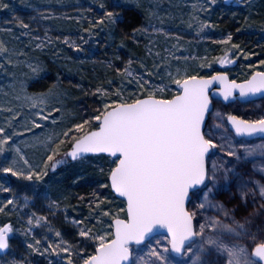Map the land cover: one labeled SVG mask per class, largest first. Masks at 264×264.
Listing matches in <instances>:
<instances>
[{
	"label": "snow or ice",
	"instance_id": "6c2138e0",
	"mask_svg": "<svg viewBox=\"0 0 264 264\" xmlns=\"http://www.w3.org/2000/svg\"><path fill=\"white\" fill-rule=\"evenodd\" d=\"M207 2L211 7L217 0ZM9 7L0 0V8ZM49 11L44 8L43 12L38 11V16L42 19L55 16V13L44 15ZM120 16L121 12L109 9L99 17L98 23L114 26ZM18 21L26 30L25 34H30L29 25L22 19ZM208 25V21L199 22L198 31ZM149 28L153 33L176 38L178 46L182 47L175 33L151 21L147 27L134 28L132 32L133 35L137 31L147 33ZM85 31L92 34L90 29ZM35 39L41 40L36 48H43V40L52 43L53 38L47 35L46 29L43 39ZM64 40L68 42L69 38L64 37ZM231 40L229 32L223 43ZM71 43L81 49L79 43ZM175 48L163 49L166 55L155 52L160 64H154L155 71L143 64L149 79L136 73L132 81L136 87L131 91L125 82V77L135 71L131 68L133 60L129 59L123 69L116 68L121 76L120 87L110 91L113 81L109 80L108 87L95 88V94L101 98L95 110L85 112L83 118L62 131L57 132L53 127L45 132L49 125L65 119L62 107L56 106L61 93L55 85L43 92H29L30 77L38 78L45 71L42 61L30 60L26 54L21 60L23 49L17 52L15 47L10 48L0 39V70L7 71V66L26 65L27 68L19 75L10 74L17 77L14 81L16 98L22 103L19 110L8 109L11 114L0 125V157H3L0 172L37 185L50 170L55 171L68 160L86 161L90 159L88 154H107L110 158L106 181L100 185L109 195L94 191L89 201V216L80 220L73 216L69 220L77 230L78 243H69L63 233L56 230L55 243L47 241L50 247L43 249L44 253L63 254L59 264L65 261L66 264H264V162L253 164L251 172L240 170L249 159L260 156L264 161V113L255 119H246L235 111L213 112L216 103L211 94L216 92L224 101L232 103L264 99V70L249 65V73L241 80L229 79L227 72L202 75L196 69L179 66L173 71L168 57L173 55ZM225 51L226 54L214 57L222 65L233 63L240 54L255 55L245 52L239 44ZM149 54H153L151 49ZM179 63L177 57L176 64ZM257 63L264 68V59ZM161 66L167 69V83L165 76L160 75ZM211 66L206 56L199 65L209 69ZM154 76H159L160 83L151 79ZM214 82H219L221 87L214 89ZM18 117L24 121L19 125L23 131L14 133L12 128L18 126ZM209 118H213L212 123ZM24 133L46 149L39 164L32 163L15 142L14 137ZM237 138H259L261 142L237 144ZM65 146L67 150L61 155L60 150ZM9 153H14L11 159H8ZM218 153L221 155L217 157ZM100 171L103 173L104 169ZM233 183L235 192L231 190ZM222 187L229 192L227 202L214 198ZM0 192L11 193L12 188L5 187V181L0 180ZM44 195L47 198L46 192ZM23 199L20 207L32 200L27 195ZM116 200L123 207L117 205L113 209ZM231 201L235 203L228 207ZM3 204L15 208V195ZM49 206L59 210L60 201L50 200ZM209 209L222 213L231 223H225L220 216L207 215ZM4 210L0 207V212ZM86 219L89 223H85ZM28 222L40 225L48 222V217L33 212ZM159 229H166L167 234L163 239L153 240ZM14 231L11 221L0 224V250L11 248ZM28 231H32L31 227ZM39 245L40 241L36 240L28 247L40 252ZM145 248L147 253L142 255ZM7 264L25 262L13 259Z\"/></svg>",
	"mask_w": 264,
	"mask_h": 264
},
{
	"label": "rangeland",
	"instance_id": "374dc122",
	"mask_svg": "<svg viewBox=\"0 0 264 264\" xmlns=\"http://www.w3.org/2000/svg\"><path fill=\"white\" fill-rule=\"evenodd\" d=\"M4 3L10 5L9 8H0V39L5 40L9 47H15L17 52L23 49L20 59L24 60L25 55L30 60L39 59L42 61V67L45 69L38 78L30 77L29 92H43L53 85L57 91L61 93L56 103L57 107H62L65 119L62 123L49 125L44 129L48 132L55 128L59 132L68 127L71 123L78 122L82 117L79 116L75 107V95L72 92L74 87L77 90L83 70L88 67L90 71L95 69L101 71L102 80L97 83L98 86L108 87V81L113 83L109 87L112 91L116 87H120L121 76L116 72V68L123 69L129 59L133 60L131 66L135 69L130 76L125 77L128 90L135 89L136 85L132 83L136 73L145 75V79L149 77L144 72L142 65L147 64L148 68L154 69V64H160L159 57L154 55L159 51L162 55L165 48L176 46L175 51L168 59L172 62V70L176 67L196 69L202 75H210L213 72H227L230 79L241 80L246 78L249 73V65L255 66L259 70L261 68L257 61L264 59V0H244L242 2L225 3L224 0H217V3L208 6L207 0H3ZM104 5V7H101ZM193 5H196L194 8ZM201 5L203 10H201ZM43 6V7H41ZM44 8L50 9L44 12L45 16L55 13L50 19H42L38 16V11L43 12ZM112 9L121 12L119 21L122 20L123 14L127 10H133L140 18V24L137 28L147 27L149 21L156 26H163L167 32L175 33L177 39L165 37L160 33H153L151 28L148 32L137 31L129 33L128 37H117L114 32L117 23L114 26L100 25L98 19L104 16L106 11ZM151 13H155L153 16ZM77 17H80L77 20ZM19 19L29 25L30 34H25L26 30L20 25ZM163 24H160V21ZM208 21V27L198 31L199 22ZM47 35L52 37V43L43 40L45 45L43 48H36L41 40L36 37ZM85 29H90L91 33ZM232 33L231 42L223 43L227 34ZM59 37V39H55ZM64 37H68L66 42ZM71 41H75L81 45V49L72 46ZM233 44H239L247 53H255V55L245 56L240 54L233 60L236 64L232 67L220 64L214 57L226 54V49ZM153 54H149V50ZM233 52L237 51L232 49ZM207 57L211 61V68H200L203 58ZM179 57L180 63L176 64V58ZM27 71L26 65L19 68L7 66V71L0 70V125L8 119L11 114L8 109L16 108L22 101L16 97L18 92L14 87V81L17 77L10 75L17 73L18 75ZM167 69L161 66L160 75L165 76L164 82L167 83L165 75ZM22 78V77H20ZM155 83H160L159 76L151 77ZM45 82V83H44ZM38 84L41 86L35 87ZM46 84V85H45ZM35 85V86H34ZM78 85V86H77ZM43 86V87H42ZM82 86V84H81ZM40 88V89H39ZM95 94V92H94ZM98 103L101 98L97 95ZM216 108L213 112L220 110L223 112L235 111L236 114L244 115L245 118L255 119L259 114L264 113V99L249 101L247 103L223 104L218 100H214ZM25 112L27 108L25 106ZM213 122V118H209V123ZM19 117L16 119L17 127L12 128V132L19 133L23 129ZM16 144L21 148L23 153L34 164H39L44 158L45 147L37 144L32 136L27 133L14 137ZM259 138L241 140L236 139L237 144H259ZM66 146L61 148L60 154L66 151ZM242 151V150H241ZM14 153L8 154L11 159ZM221 154H217V157ZM226 155V154H225ZM90 159L82 162L71 161V164H63L55 171H49L43 182L33 185L31 182L15 177L11 173L0 172V180L5 181V187H11L12 192H0V207H4V211L0 212V222L5 220L16 222L18 231L11 235L9 250H0V262L7 264L9 260H24L25 264H59L62 255L56 253H44L43 249L50 247L47 241L55 243V231L60 230L65 240L75 245L78 243L77 230L69 220L74 216L77 220L87 218L89 216V201L86 204L81 200L78 192L100 191L102 195H109L107 190L100 189V185L106 181V172L109 167L106 155H91ZM3 157H0L2 160ZM232 159V158H228ZM264 162L260 156L255 159H249L244 162L241 171L251 172L253 164ZM230 166V165H226ZM100 169H104L102 173ZM255 175V173H254ZM223 184V181L221 182ZM62 188H67L66 193ZM231 190L235 192L234 183ZM47 193V198L45 197ZM15 195L16 207L11 205L5 206L3 201L10 196ZM27 195L32 198L30 203L24 207L23 197ZM229 192L225 188H220L214 197L218 200L228 201ZM50 200L60 201V209L53 210L49 206ZM94 203V202H93ZM235 201L227 203L231 207ZM119 205L123 207L118 200L113 201L112 208ZM251 207V205H250ZM67 211H64V209ZM35 212L40 215H46L48 222H42L40 225L29 224L28 217ZM209 216H220L225 223H231L222 213L209 209ZM6 218V219H4ZM95 223V221H91ZM85 223H89L86 219ZM110 223V221L105 222ZM31 227L32 231L28 229ZM17 230V229H16ZM164 235L153 237V240L163 239ZM40 241V252H35L28 247L29 243L35 244ZM147 249L141 253L146 255ZM45 260V263L43 259ZM66 264V261L63 262Z\"/></svg>",
	"mask_w": 264,
	"mask_h": 264
},
{
	"label": "trees",
	"instance_id": "16d2710c",
	"mask_svg": "<svg viewBox=\"0 0 264 264\" xmlns=\"http://www.w3.org/2000/svg\"><path fill=\"white\" fill-rule=\"evenodd\" d=\"M139 21H140V18L136 12H134L133 10H127L123 14L122 20L117 22L114 32L116 33L118 38L128 37L129 33L132 32L134 28H137L139 26L140 24ZM263 57H264V51H263ZM101 71L103 70L95 69L94 71H90L87 67L86 69L82 71L83 72L82 77H81L82 80L81 82H79L80 86L77 85L80 88H78L77 90H75L74 87L72 88L73 90L72 92L75 95V107L77 108L79 116L82 118L84 117L85 112L91 113L99 105L98 100H97V95L94 94V90L97 87V83L102 80L101 75L103 72L101 73ZM41 85L42 84H38L34 86L38 87ZM66 164H71V162L67 161ZM62 189H63V192H61V194L63 193L65 194L66 193L65 191H68L67 188H62ZM91 193L92 192H78L79 196L81 197V200L85 201L84 202L85 204L86 202L88 203V201H90L89 199L91 197ZM0 218H2V216H0ZM6 222L7 220H5L4 222H0V224L6 223ZM12 224H13L15 231L11 235H14L17 233L19 229H18V225L16 222H12ZM43 261L45 263L44 259Z\"/></svg>",
	"mask_w": 264,
	"mask_h": 264
},
{
	"label": "water",
	"instance_id": "95a60500",
	"mask_svg": "<svg viewBox=\"0 0 264 264\" xmlns=\"http://www.w3.org/2000/svg\"><path fill=\"white\" fill-rule=\"evenodd\" d=\"M234 1L242 2V1H244V0H224L225 3H231V2H234ZM235 64H236V61L233 60V63L228 64L227 66L232 67V66H234ZM229 79H230V78H229ZM212 87L215 89V88H219V87H221V85L219 84V82H214L213 85H212ZM211 94L213 95L214 100H218V101H220V102H222V103H225V104L232 103V102L224 101L223 98H222L221 96H219L218 93H216V92H213V93H211ZM255 100H258V99H255ZM255 100H250V101H255ZM238 101H240V100H238ZM240 102H241V101H240ZM248 102H249V101H248ZM243 103H244V102H243ZM88 155L91 156V155H99V154H88ZM103 155H106V156H107V154H103ZM71 161H72V160H71ZM166 234H167V233H166V229H159L158 232H157L156 234H154L153 237L158 236V235H166Z\"/></svg>",
	"mask_w": 264,
	"mask_h": 264
},
{
	"label": "flooded vegetation",
	"instance_id": "af4514ba",
	"mask_svg": "<svg viewBox=\"0 0 264 264\" xmlns=\"http://www.w3.org/2000/svg\"><path fill=\"white\" fill-rule=\"evenodd\" d=\"M237 101H238V100H237ZM239 103H243V102H240V101H239ZM223 104H225V103H223Z\"/></svg>",
	"mask_w": 264,
	"mask_h": 264
}]
</instances>
